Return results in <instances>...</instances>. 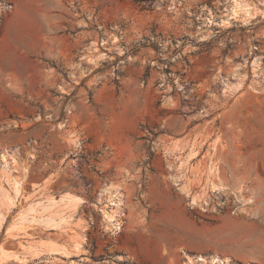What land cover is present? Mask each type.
I'll return each instance as SVG.
<instances>
[{"label":"rangeland","instance_id":"374dc122","mask_svg":"<svg viewBox=\"0 0 264 264\" xmlns=\"http://www.w3.org/2000/svg\"><path fill=\"white\" fill-rule=\"evenodd\" d=\"M188 254L264 264V0H0V264Z\"/></svg>","mask_w":264,"mask_h":264},{"label":"bare ground","instance_id":"6f19581e","mask_svg":"<svg viewBox=\"0 0 264 264\" xmlns=\"http://www.w3.org/2000/svg\"><path fill=\"white\" fill-rule=\"evenodd\" d=\"M236 4V6L238 5V3L237 2H235ZM239 6V5H238ZM236 8V7H235ZM237 10H238V7L236 8ZM235 13H238V12H236L235 11ZM12 162H14L15 161V159L12 157ZM18 185H19V182L18 181H16V180H14V182H13V185H12V187H13V189L17 192L18 191ZM115 196H116V193H114V191L112 192V191H109L107 194H106V199H107V201L108 202H112V205H113V203L114 204H116L117 206H118V199H115ZM69 198V197H68ZM78 199V198H77ZM76 198H69L68 200V202L70 203V204H72L73 206H75V205H77V203H78V201H81V200H77ZM82 202V201H81ZM120 202V201H119ZM69 203H67V204H69ZM104 220H105V222L108 224V226L110 225V227L111 226H114L113 228H119V223L118 222H116L115 220V217H114V214H113V212L112 213H108L107 212V214L105 213L104 214ZM12 227V226H11ZM14 228V227H13ZM53 245L54 244H50V249L52 250V249H54V247H53ZM79 246V243L78 244H75V247H78ZM56 249V248H55ZM56 251V250H55ZM186 259L187 260H185V262H184V264H227V263H229L230 261H231V258H229V257H221V256H219V255H211L210 257H209V259L207 258H205V257H203V256H201V255H196V256H190L189 254L188 255H186Z\"/></svg>","mask_w":264,"mask_h":264},{"label":"crops","instance_id":"0c3cea01","mask_svg":"<svg viewBox=\"0 0 264 264\" xmlns=\"http://www.w3.org/2000/svg\"><path fill=\"white\" fill-rule=\"evenodd\" d=\"M77 236H74V238H76ZM60 249L61 250H65L67 252H70V250H72V248L70 246H67L66 244H60ZM46 249V246L44 245H41V246H36L34 249H31L32 251H36L38 252L39 254H43L45 252H43L44 250ZM64 256L65 254L62 253V252H58V253H54V254H51V256H53L54 258H57V256Z\"/></svg>","mask_w":264,"mask_h":264}]
</instances>
